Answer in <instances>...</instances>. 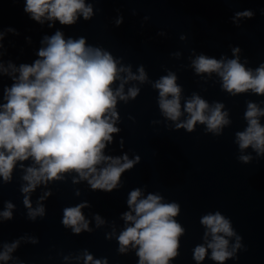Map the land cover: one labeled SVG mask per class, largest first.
Instances as JSON below:
<instances>
[{
	"label": "water",
	"instance_id": "obj_1",
	"mask_svg": "<svg viewBox=\"0 0 264 264\" xmlns=\"http://www.w3.org/2000/svg\"><path fill=\"white\" fill-rule=\"evenodd\" d=\"M25 3L0 0V63L6 67L33 64L40 59L45 37L58 30L66 39L85 37L89 46L111 52L118 65L130 66L137 75L143 66L147 80L124 81L125 93L131 87L140 91L134 98H118L119 131L104 149L107 156L140 159L111 191L94 189L73 170L62 179L37 185L30 194L22 187L27 183L26 168L35 162L18 161L10 180L0 176V213L8 202L15 205L11 218L0 215V252L19 241L11 258L0 264H86V253L107 264H139L137 247L122 252L118 239L129 223L124 213L132 210L130 192L137 188L144 197L158 194L164 202L180 205L175 219L185 231L171 264H264V155L252 147L242 150L237 138L248 126V103L264 108V94H233L223 88L218 73H198L193 64L201 54L235 58L234 48L240 49V61L247 68L264 64V0H86L93 15L86 19L81 14L73 24L37 21ZM244 11L253 15L237 16ZM169 72L176 73L181 86L182 110L194 94L210 106L223 103L230 123L222 132L200 122L192 130L177 127L190 115L186 111L180 121L164 115L155 83ZM14 83L10 74L0 71V105L6 102V88ZM120 83L117 80L113 87ZM260 120L264 124V116ZM242 155L251 159L244 161ZM26 195L32 208L44 206L43 215L32 218ZM80 204L85 205L89 229L76 233L64 224V210ZM217 211L231 221L235 235L228 239L234 255L220 262L209 248L205 259L197 261L195 248L207 244L202 217ZM97 216L104 223H98ZM238 237L241 246L235 248Z\"/></svg>",
	"mask_w": 264,
	"mask_h": 264
},
{
	"label": "clouds",
	"instance_id": "obj_2",
	"mask_svg": "<svg viewBox=\"0 0 264 264\" xmlns=\"http://www.w3.org/2000/svg\"><path fill=\"white\" fill-rule=\"evenodd\" d=\"M24 8L41 22L58 19L63 24H73L81 14L86 19L93 15V7L86 0H26ZM252 15L251 11L237 13V16ZM2 37L0 33V39ZM233 51L237 55L231 59L201 54L193 61L195 70L218 73L223 79V88L233 94L248 90L264 94V64L255 70L247 68L240 61V49ZM39 56L33 64L19 67L0 63V71L10 74L15 81L6 88V102L0 105V176L5 181L10 180L17 162L31 158L35 163L26 168L24 179L27 183L22 187L26 194L41 183L62 179L63 173L73 170L87 179L94 189L111 191L118 186L121 175L140 159L139 156L129 159L127 154L122 159L104 154L107 142L113 139L112 134L119 131L117 101L118 98L136 97L140 89L131 87L125 93L124 81H145L147 73L141 66L137 75L130 66L118 65L111 52L89 46L83 36L66 39L59 30L45 37V46L40 49ZM117 80L121 83L114 88ZM155 87L160 90V107L165 116L180 121L183 111L190 114L177 127L192 130L200 122L206 123L210 131L220 133L223 126L230 123L223 103L210 106L198 94L187 100L182 110V89L174 72L161 77ZM245 115L248 126L237 133L240 148L252 147L264 155V124L260 120L264 108L250 101ZM241 159L248 161L251 157L242 155ZM25 204L32 218L45 213L43 205L32 208L28 195ZM128 204L132 210L124 213L129 223L118 236L120 251L126 252L128 246L137 247L139 264H171V259L178 255L180 236L185 231L175 219L180 205L166 203L158 194L149 193L144 197L139 188L130 192ZM84 206L80 204L64 210V224L76 233L89 229V221L82 211ZM14 207L8 202L0 215L11 218ZM97 221L104 223L99 216ZM202 223L207 226V244L195 248V259L203 261L209 248L217 261L224 262L233 256L234 249L230 250L228 239L235 235L231 221L217 211L204 215ZM18 243L5 245L0 261L9 260ZM240 246L238 237L235 248ZM86 264H107V260L94 259L91 253H86Z\"/></svg>",
	"mask_w": 264,
	"mask_h": 264
}]
</instances>
